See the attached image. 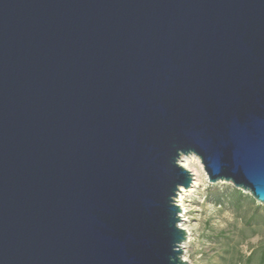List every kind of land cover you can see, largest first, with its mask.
Returning a JSON list of instances; mask_svg holds the SVG:
<instances>
[{
  "label": "water",
  "instance_id": "1",
  "mask_svg": "<svg viewBox=\"0 0 264 264\" xmlns=\"http://www.w3.org/2000/svg\"><path fill=\"white\" fill-rule=\"evenodd\" d=\"M190 154L264 205V0H0V264H189Z\"/></svg>",
  "mask_w": 264,
  "mask_h": 264
},
{
  "label": "rangeland",
  "instance_id": "2",
  "mask_svg": "<svg viewBox=\"0 0 264 264\" xmlns=\"http://www.w3.org/2000/svg\"><path fill=\"white\" fill-rule=\"evenodd\" d=\"M198 161L189 170L196 182L181 191L179 204V225L186 228L183 259L189 264H264V205L247 192L236 198L229 182L209 183Z\"/></svg>",
  "mask_w": 264,
  "mask_h": 264
},
{
  "label": "bare ground",
  "instance_id": "3",
  "mask_svg": "<svg viewBox=\"0 0 264 264\" xmlns=\"http://www.w3.org/2000/svg\"><path fill=\"white\" fill-rule=\"evenodd\" d=\"M199 159H198V157L197 156H195V155H192V154H190V155H183V156H181V159H180V164L185 168V169H188V170H190V167H191V165H193L194 163H198L199 161H198ZM192 176H193V185L195 184V182H196V173H192ZM185 189L184 188H182V189H180V191L178 192V198L176 199V201L178 202V205L181 203V201H182V192L181 191H184ZM181 205V204H180ZM181 214L183 213V210H182V212H180ZM184 230L186 229L184 226H181ZM183 243V242H182ZM181 243V245H180V247L182 248L183 247V244Z\"/></svg>",
  "mask_w": 264,
  "mask_h": 264
},
{
  "label": "trees",
  "instance_id": "4",
  "mask_svg": "<svg viewBox=\"0 0 264 264\" xmlns=\"http://www.w3.org/2000/svg\"><path fill=\"white\" fill-rule=\"evenodd\" d=\"M232 191H233L234 196H236V198H240V197L243 196V192L241 190H238V189L233 188ZM220 195L221 194H218V197L217 198H219Z\"/></svg>",
  "mask_w": 264,
  "mask_h": 264
}]
</instances>
